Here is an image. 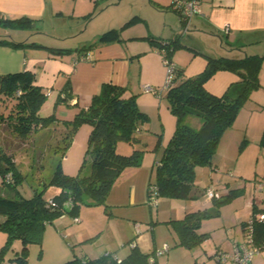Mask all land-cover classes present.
<instances>
[{
	"label": "trees",
	"instance_id": "trees-1",
	"mask_svg": "<svg viewBox=\"0 0 264 264\" xmlns=\"http://www.w3.org/2000/svg\"><path fill=\"white\" fill-rule=\"evenodd\" d=\"M148 1L151 3V0ZM170 6L173 12L181 17L180 9L174 5L173 0ZM133 23L132 19L123 28ZM30 24L31 21L27 18L16 20L0 18L2 29L9 26L21 29L29 27ZM118 35L119 30H110L103 33L98 41H117ZM141 40H147L160 51L165 50L166 53L163 55L165 54L169 61L173 51L181 47L172 46L173 44L161 45L151 37ZM0 44L14 48L24 45L6 39H0ZM93 46L82 47L78 53L85 57L87 49ZM47 49L53 55L72 53L69 49ZM262 61H264L262 56H249L243 59L209 58L205 69L194 77H184L182 70L173 68V76L166 84V99L169 112L176 118V126L163 149L161 159L155 165L154 179L147 186V200L153 192L157 197L166 199L189 200L200 196L195 187L196 167L211 165L222 134L232 126L248 92L258 85L257 74ZM219 70L230 71L239 76L240 88L237 96L230 97L227 93L216 96L205 90L204 84ZM70 90L71 86L67 82L57 102H66L70 98ZM154 93L157 91L154 90ZM61 94H64L62 98ZM126 94L127 88L104 83L86 109H82L72 121L62 123L65 128L61 133L63 145L54 147L55 154L60 150V158L69 148L73 135L81 125L87 124L92 127L86 149V155H89L91 160L90 172L87 176H81L80 173L76 176L66 175L62 171L61 161L58 160L49 180L43 186H54L60 192L48 199L44 198V190L34 191L32 197L28 199L22 197L17 190L21 175L16 168L13 154L0 151V184L9 191L8 194L0 192V216L3 218L0 221V230L6 232L8 236L4 248H7L11 239L21 241L20 256L16 254L15 259L13 258L20 264L26 262L24 255L27 243L39 242L44 226L66 212L76 213L83 204H86L102 206L106 214L111 215L106 199L113 184L125 169L138 167L142 155V150L139 149H135L130 155H121L116 151V145L121 141L134 144L139 141L140 131L142 129L147 131L148 117L140 111L137 95ZM46 97V92L36 85L34 73L31 71L0 75V101L6 109L0 111V124L10 126L23 140L27 139L29 134L48 128L56 123V119L53 115L43 117L39 114ZM191 113H195L201 119V126L197 129L184 122V118ZM261 142L264 144V136ZM7 175L10 176L9 180L6 178ZM226 200L219 197L211 201L219 205ZM68 203L71 205L69 208L66 207ZM218 214V209L198 211L187 213L181 220L164 223L174 228L179 237V246L193 248L207 238L206 234L197 233L201 221ZM249 222L252 225L254 242L261 247L264 245V207L252 205L250 218L242 225L243 235ZM91 241L90 239L82 243ZM156 250L144 253L133 245L122 259L116 257L114 253L106 252L97 258H73L62 264H158L156 258L159 256L155 255ZM2 260L1 252L0 261Z\"/></svg>",
	"mask_w": 264,
	"mask_h": 264
},
{
	"label": "rangeland",
	"instance_id": "rangeland-1",
	"mask_svg": "<svg viewBox=\"0 0 264 264\" xmlns=\"http://www.w3.org/2000/svg\"><path fill=\"white\" fill-rule=\"evenodd\" d=\"M158 1H160V6L156 4ZM171 3L172 0H151V4L148 0H92V8L83 12L78 21L72 16H66L58 21H47L42 26H38L49 34L52 30H56V34L63 37L58 39V42L62 43V48L74 50L98 42L99 37L108 32L110 28L113 29L122 24L125 26L132 21L133 15L142 14L141 10L147 14L145 6L155 9L160 7L159 9L162 10V5H171ZM160 16L162 21L169 19V17ZM169 23H171V18ZM169 23L166 22L167 25ZM6 29L14 36L24 31L26 35L31 34L32 31L30 39L40 36L35 34L39 28L34 30L27 26L21 28L23 31H16L21 29L9 26ZM0 39L3 38L0 36ZM162 66L163 80L159 82L158 88H152L157 93L146 92V86H142V92H140L141 88L137 85L136 76L130 81L131 89L129 88L126 94L128 96L139 92L137 93L138 103H140V98L144 99L145 106H142L144 110L148 109L146 115L149 130L141 132L139 141L134 144L121 141L116 145L118 146L116 151L119 154L125 153V150L120 149L121 147L127 148L129 152L121 155H130L135 149L142 150L139 168L145 171L147 176L150 174V181L154 179L155 163L162 157L163 145L169 139L174 129L173 124L176 123V118L167 107L168 68L163 63ZM257 83V87L248 92L232 126L222 134L212 158L211 169L209 166L196 167L195 173H198L195 178V187L200 194L197 199L175 201L178 199L157 197V205L149 207L147 195H144L145 208L139 209L138 207V210H134L125 206L108 207L112 217L106 214L102 206L83 204L76 213L66 212L51 223H47L39 242L27 243L24 255L25 264H62L73 258H82L85 255L93 258L106 252L123 258L129 253L128 243L135 238L128 231L127 224L133 225L134 221L136 224L133 227L137 226L142 233H147L150 241H154L153 237H155L159 245L157 250L164 245L169 248L167 255L158 258L161 264H183L185 257L192 254L204 256L206 258L204 264H218L215 257L209 256L211 249L213 251L215 248L214 245L221 243L224 249L225 243L229 245L233 240H241V221H247V218H250L252 205L258 208L264 207V190L261 188V182H264V144L261 142L264 136V61L257 74ZM45 91L47 97L39 110L41 116L49 110L48 102L52 96L49 88ZM5 110L3 102L0 101V111ZM160 111L161 116H169L172 120L169 132L168 122L170 121L168 119L165 128L160 126ZM199 119L195 113H191L184 118V122L194 127L198 125ZM61 138V132L52 125L29 134L28 138L23 140L13 132L10 126L0 124V151L13 154L16 168L21 175L17 190L22 197L28 199L32 197L34 191L44 190V198L48 199L60 192L56 193L57 188L54 186H43V184L49 180L60 159V150L58 154H55L54 147L63 145ZM143 157L146 158L144 163H142ZM210 174L212 179H210ZM207 185L213 186L218 196L227 200L219 205L214 204L207 198V189H205ZM0 192L9 193L7 187L1 184ZM175 202L201 205L203 208L200 212L219 210L217 216L207 217L201 221L197 233L206 232L208 234L201 244L193 248L178 247L179 237L174 228L163 223L165 215L169 213L167 211L169 207L173 206L175 210L178 209ZM2 220L0 216V221ZM133 231L134 234L138 233L135 228ZM7 237L6 232L0 230V253L2 252L3 255L0 264H20L14 259L16 254L18 256L21 252L22 243L19 239H11L7 248H4ZM90 239L91 242L80 243V240L85 242ZM252 264H264V249L252 258Z\"/></svg>",
	"mask_w": 264,
	"mask_h": 264
},
{
	"label": "crops",
	"instance_id": "crops-1",
	"mask_svg": "<svg viewBox=\"0 0 264 264\" xmlns=\"http://www.w3.org/2000/svg\"><path fill=\"white\" fill-rule=\"evenodd\" d=\"M159 2L156 4L160 6ZM149 4L151 3L149 2ZM92 6V0H0V18L2 20L27 18L31 21L29 27L34 30L39 28L35 34L40 35L38 38L30 39L32 31L29 35H26L24 31L14 36L7 31L8 29L0 28V36L3 39L24 44L16 48L0 44V75L22 71L33 72L36 85L44 91L49 88L52 95L48 102L49 110L44 113L43 117L53 115L56 123L52 126L61 133L65 131L62 123L72 121L82 109H86L91 103V98L99 93L101 85L104 83L125 87L128 91L130 81L137 76L139 88L142 86L158 88L164 75L162 55L166 52L165 50L160 51L153 47L150 42L141 40V38L151 37L161 45L181 46L173 51L170 61L176 69L182 70L184 77H194L200 74L205 69L209 58L264 57V0H198V12L192 15L187 25L181 17L173 12L170 5H162V10L159 9L160 7L155 9L145 6L146 12L148 11L147 14L141 10L142 14L133 15V24L125 28L122 24L108 30H119V40L94 42L92 44L94 46L87 49L85 57H81L82 53H78L80 48L72 50V53L69 54H51L47 48L65 49L62 48V43L58 42V39L63 37H59L56 30H52V35L46 33L47 31L40 26L47 21H58L66 16H72L78 21L81 14L90 10ZM160 15L171 18V23H169V19L162 21ZM127 41L129 42L126 43ZM67 82L71 86L70 98L66 102L58 103V96ZM239 83L240 78L235 73L219 70L204 84V88L216 96L227 93L230 97H235L240 88ZM139 90L142 92V88ZM60 96L62 98L64 94ZM143 103V98H140V103L137 99V105L139 109L141 108L140 111L146 114L148 109H143L145 106ZM149 116H151L150 113ZM159 118L160 126L163 128L168 122L167 119L170 121L168 122L169 132L171 118L165 115L164 117L161 116V111ZM198 121V125H194V127L190 123L186 124L197 129L201 126V119ZM175 126L176 123L173 124L174 129L169 139L175 130ZM146 128L148 131L147 125ZM91 131L92 127L84 124L73 135L69 148L59 159L64 174L69 176H76L78 173L81 176L89 174L91 160L89 155H86V149ZM143 131L145 130L142 129L140 133ZM169 139L163 145V149ZM117 148L118 146H116V150ZM120 149L125 150V153L120 154L129 153L127 148L121 147ZM145 161L146 158L143 157L142 163ZM139 166L125 169L116 180L106 199L108 207L125 206L134 210H138V207H140L139 209L145 208L144 195H147L148 183L152 181H150V174L147 176L146 172L140 170ZM209 167L211 169V165ZM210 179H212L211 174ZM205 189L214 190L213 186H208ZM59 191L57 189L56 193ZM175 203L178 209L175 210L173 206L169 207L167 209L169 213L167 216L165 215L163 223L170 220H181L187 213L198 212L203 208L201 205L190 204V202ZM70 206V203L66 204V207L69 208ZM110 216L112 217V215ZM245 221H241V240H233L229 245L225 243L224 249L220 245V240V244L214 245L213 251L211 249L209 256L215 257L217 252L230 254L234 246L243 241L242 225ZM135 224L134 221L133 225ZM133 225L127 224L128 231L135 237L132 244L129 245L128 243L129 249L136 245L144 253L156 250L159 245H157L155 237H153L154 241H150L149 235L145 232L142 233L141 229L139 233L134 234ZM167 228L170 229V227ZM203 233L208 236L206 232ZM82 242L80 240V243ZM178 242L179 239H177ZM178 247L184 248V246L179 245ZM168 252L169 248L165 254L156 258L158 264H161L158 258L167 255ZM180 255L182 254L180 253ZM84 257L90 258L87 255ZM204 260L206 258L201 254H192L185 257L183 264H201L200 262L204 264ZM216 262L218 264H231L228 260L224 262L217 260Z\"/></svg>",
	"mask_w": 264,
	"mask_h": 264
},
{
	"label": "built area",
	"instance_id": "built-area-1",
	"mask_svg": "<svg viewBox=\"0 0 264 264\" xmlns=\"http://www.w3.org/2000/svg\"><path fill=\"white\" fill-rule=\"evenodd\" d=\"M173 3L178 9H180L181 18L183 19L186 25L187 22H189V20L191 19L192 15L198 12V0H173ZM225 32H227V29H225ZM163 64L168 68L166 82V84H168L173 76L174 65L165 56L163 59ZM145 91L154 93V90L150 86H146ZM6 178L7 180H9L10 176L7 175ZM261 183V188L262 190H264V182ZM206 195L207 198L210 200L214 198L218 199L220 197L213 189H207ZM147 204L149 207H155L157 205V196L154 192L148 197ZM134 228L139 233L138 227L135 226ZM243 236V241L240 244L235 245L230 254L225 252H217L215 255L216 260L220 262L228 260L231 264H250L252 258L256 254H258L262 249H264V245L259 247L255 244L253 239V230L251 222L246 225V229L244 231ZM167 250L168 247L164 245L162 248L156 250L155 255L160 256L162 254H165Z\"/></svg>",
	"mask_w": 264,
	"mask_h": 264
}]
</instances>
